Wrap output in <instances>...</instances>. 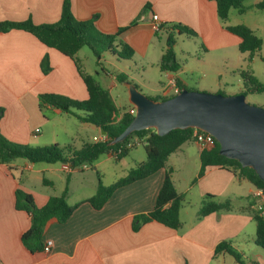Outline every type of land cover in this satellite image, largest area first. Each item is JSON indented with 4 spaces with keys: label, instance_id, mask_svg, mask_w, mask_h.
Listing matches in <instances>:
<instances>
[{
    "label": "crops",
    "instance_id": "crops-1",
    "mask_svg": "<svg viewBox=\"0 0 264 264\" xmlns=\"http://www.w3.org/2000/svg\"><path fill=\"white\" fill-rule=\"evenodd\" d=\"M69 1L75 18L88 20L94 17L93 24L102 33H115L135 21L121 34V38L133 49V57L139 53V63H131L132 58L126 60L122 68H117L118 75L131 76L133 72L137 75L138 65L141 69L147 65H156L159 69L158 62L165 48L167 32L152 28L153 14L157 15L161 25L181 24L189 27L208 47L222 49L234 45L238 49L239 38L223 28L213 0ZM61 4L62 0H0V22L30 19L35 24L54 23L60 17ZM158 34L163 36L164 45L155 47L153 41ZM80 50L76 54V61L85 72L78 55ZM44 58H47L49 66L45 73L40 66ZM95 63L101 65L100 60ZM178 71H160L166 75L167 82L159 83L156 88L146 83L148 97L169 96L171 91L168 89V81L171 78L187 89L195 90L187 87ZM239 71L232 73L239 74ZM100 73L101 76L95 71L98 77L95 80L100 87L109 89L118 84L114 76V81L104 84L103 79L110 73L104 72L103 67ZM197 75L198 82L208 78L216 87V93L221 91L220 71L207 74L197 71ZM133 84L142 91L138 84ZM209 88L212 86L209 85ZM44 93L73 100L87 98V90L73 60L46 47L28 32L18 29L0 31V133L5 138L15 143L41 147L50 144L67 145L74 140V134L63 126L59 129L57 123L70 113L49 104L39 108L38 95ZM82 124L83 128H89L95 133L88 142H94L93 137L101 139L104 136L97 126L86 122ZM57 130L62 131L65 140H58ZM188 142H193L197 149H183ZM200 151L194 141L184 142L168 156L163 168L148 177L117 188L100 209L93 208L86 201L96 191L97 174L96 181L87 185L83 179L73 175L80 172V168L66 172L67 176L63 178L57 174L65 162H61L59 167L45 162L30 163L22 158L6 165L0 163L1 264H238L225 251L214 254L216 245L221 241H226L240 253L244 264H264V249L254 243L256 222L252 217L255 208L251 197L254 186L217 166L207 167L198 176ZM125 157L116 160L111 153H105L91 166L98 167L111 159L124 162ZM145 160L144 153L133 166ZM167 169L171 171L176 192L183 197L179 210L182 226L174 229L150 221L133 230L134 217L153 208ZM178 174L180 179H175L174 175ZM55 177L61 182L58 193L54 190ZM35 185L39 188H35ZM65 186L66 200L69 205L77 204L76 208L63 223L54 218L46 222L41 241L43 244L48 240L52 242L48 252L42 249L29 251L22 244L21 235L29 227L30 216L15 208V191L21 189L31 194L35 205L40 207L50 196L59 195ZM76 186L86 189V193L70 200ZM206 193L214 195L218 202L228 200L229 209L199 218L201 200Z\"/></svg>",
    "mask_w": 264,
    "mask_h": 264
},
{
    "label": "trees",
    "instance_id": "trees-1",
    "mask_svg": "<svg viewBox=\"0 0 264 264\" xmlns=\"http://www.w3.org/2000/svg\"><path fill=\"white\" fill-rule=\"evenodd\" d=\"M213 1L215 2L217 16L222 21H227L231 9H236L239 13L246 10L243 4L244 0ZM255 7L263 9L264 0L257 2ZM93 19L94 17L88 20H78L71 12L70 1L62 0L60 17L54 23L35 24L30 19L19 22H0L1 32H7L11 29L28 32L46 47L53 48L69 57L75 63L77 72L85 85L87 90L86 99L73 100L57 94L44 93L38 95L39 108H42L43 104H49L63 112L72 113L81 122L93 124L105 132L104 140L84 142L79 148L58 144L42 147L19 144L8 140L0 133V163L6 165L15 159L22 158L30 163L69 162L74 169L82 164L91 165L100 155L105 153H111L116 160H120L128 154L132 147L142 145L146 160L130 168L123 177L116 179L110 185H104L100 174L96 172V191L86 201L93 208L100 209L117 188L148 177L163 168L172 152L184 142L193 141L194 129H173L166 135L159 136L154 129L147 128L133 131L121 142L113 145L109 144L113 137L124 130L133 115L128 110L120 111L108 90L100 87L91 74L81 69L76 61V54L86 46L91 50L97 61L102 58L104 52L109 53L118 60L131 59L134 51L121 38V34L132 26L135 21L127 27L119 28L115 33H102L95 28ZM223 28L239 38L238 50L241 53H248L249 59L258 56L264 63V55L259 54L262 39L256 35L253 29L245 24L225 25ZM159 30L167 32L165 48L158 62L159 69L162 72L175 73L180 68L173 50L175 36L187 34L194 37L196 33L181 24L160 25L156 31ZM40 66L43 73L49 70L47 58L41 61ZM239 75L242 79V90L239 93L247 96L248 94L264 92V85L257 80L251 71L240 70ZM114 78L121 83L127 81L126 76L123 74L114 76ZM176 83L180 90L186 88L180 82L177 81ZM135 86L137 87V85ZM218 93L224 94L223 92ZM171 96L150 98L157 101ZM72 109L80 110L82 114L73 113ZM1 115L2 109H0V117ZM218 150L219 145L215 141L212 148L200 151L198 176L202 175L207 167L217 166L229 171L239 180H246L253 186L264 189V183L252 168L242 167L237 160L220 155ZM170 174V169H167L156 194L153 208L134 217L133 230H137L142 224L150 221H156L174 229L182 226L179 210L183 197L176 192ZM66 195L67 186L59 195L50 196L43 206L38 207L35 205L31 194L21 189L15 191V208L25 211L30 216L29 227L21 235V242L26 249L31 252L41 250L43 246L41 236L46 222L54 218L57 222L63 223L72 214L77 204L69 205ZM228 209V200L218 202L215 200L214 195L206 193L202 197L198 217ZM252 217L256 222L254 243L264 249V218L257 210L253 211ZM221 251L229 253L238 264H244L241 254L230 247L226 241H221L216 245L214 254Z\"/></svg>",
    "mask_w": 264,
    "mask_h": 264
},
{
    "label": "rangeland",
    "instance_id": "rangeland-1",
    "mask_svg": "<svg viewBox=\"0 0 264 264\" xmlns=\"http://www.w3.org/2000/svg\"><path fill=\"white\" fill-rule=\"evenodd\" d=\"M257 0H244L243 4L246 7V10L243 13H239L236 9H231L227 21L221 22L222 26L225 25H236V24H245L251 29H253L257 36L262 39V46L260 49V55H264V8L258 9L255 7V2ZM255 3V4H254ZM155 47L163 46L164 39L161 34L155 36L153 41ZM203 46L206 51L201 47ZM173 50L176 54L177 61L180 65V70L178 74L186 82L188 88H195V90L216 93V87L208 78H202L198 82L197 71L202 73H213L215 71L221 72V79L219 82L222 85L219 87L220 92H223L225 95L237 94L242 89V79L240 75L236 72L235 74L232 71L237 70H249L257 78L259 82L264 85V63L260 60L258 56H255L251 60L248 59L247 53H241L236 46L228 45L222 49L215 47H208L207 43L197 34L196 37L188 36L186 34H181L175 36V43ZM138 52L136 56H132L131 63H139ZM79 57L82 60V67L86 73L91 74L96 80L97 76L95 71L101 76L100 68H104V72H109L107 78H104V84H108L112 81V76L118 75V67H123L126 60L118 61L114 56H111L109 53L104 52L102 58L100 59L101 65H96L95 57L92 54L91 50L88 47L81 48L79 52ZM136 72L137 75L133 72L131 76H126L127 81L138 84L140 89H142L143 94H147V89L145 84L148 83L151 87L156 88L159 86V83H166L167 77L164 73L160 72L156 65H147L145 69H141L139 65L137 66ZM194 70L193 73L191 71ZM115 79V78H114ZM99 80V79H98ZM114 81V80H113ZM115 81H117L115 79ZM117 85L108 90L111 98H113L115 104L120 109V111H127L132 105L128 102L127 88L124 83L117 81ZM209 85L212 88H209ZM102 86V85H101ZM247 103L260 106L264 108V92L248 94L245 96ZM73 113L81 114L82 111L72 109ZM63 117L64 120H60L58 123V128L64 127L68 132L74 134V140L69 141L67 145H71L75 148H79L82 142H88L91 140L93 134H95L89 128H83V124L78 118L70 113ZM58 140H65L64 134L61 130H57ZM51 145V144H50ZM48 145V146H50ZM61 146V145H60ZM78 146V147H77ZM183 149H197L196 145L193 142H188L183 146ZM145 153L142 145H136L132 147L128 154L126 155L124 162H119L116 160H108L100 164L98 167L92 164L88 165V168L80 170L73 175H76L78 179H83L84 182L89 185L90 183L96 181V172L100 174L101 181L103 184L108 185L112 183L117 178L124 175L129 168L133 166L134 162H137V159L143 156ZM175 156L172 158L174 160ZM55 167H59L61 162L52 163ZM96 167V168H95ZM134 167V166H133ZM57 174L62 178L66 177L67 174L64 171L57 170ZM175 179L180 176L174 175ZM55 184V192H59V187L61 182L57 181V178H53ZM39 188L38 185L34 186ZM51 190L50 192H52ZM86 193V189L76 186V189L71 193L70 200L78 198L82 194Z\"/></svg>",
    "mask_w": 264,
    "mask_h": 264
},
{
    "label": "water",
    "instance_id": "water-1",
    "mask_svg": "<svg viewBox=\"0 0 264 264\" xmlns=\"http://www.w3.org/2000/svg\"><path fill=\"white\" fill-rule=\"evenodd\" d=\"M124 84L135 113L110 145L147 128L159 136L173 129H198L214 137L220 155L252 168L264 183V108L247 103L242 93L225 95L186 88L156 101L132 82ZM101 133L105 135L103 130Z\"/></svg>",
    "mask_w": 264,
    "mask_h": 264
},
{
    "label": "built area",
    "instance_id": "built-area-1",
    "mask_svg": "<svg viewBox=\"0 0 264 264\" xmlns=\"http://www.w3.org/2000/svg\"><path fill=\"white\" fill-rule=\"evenodd\" d=\"M161 24L158 23V17L157 15L153 14L152 15V28L156 31L158 30L159 26ZM177 81L174 78H171L168 81V89L171 91L170 95H175L177 94L180 89L177 86ZM129 113L134 115L135 113V108L133 106H131L128 109ZM37 131V130H36ZM194 138L193 141L198 145V147L202 150V149H210L214 146L215 143V139L212 135L198 130V129H194ZM105 137L103 136L101 139L97 138V137H93V141H102L104 140ZM89 164H82L79 167L76 168H80V169H85L88 168ZM72 165L69 162H65L62 164V170L65 172H69L71 171ZM251 197L253 200V205L255 210L259 211L261 216L264 218V189L259 188V187H253L252 193H251ZM51 241L48 240L46 242H44L43 246H42V250L43 252H48L51 246ZM0 264H1V259H0Z\"/></svg>",
    "mask_w": 264,
    "mask_h": 264
}]
</instances>
